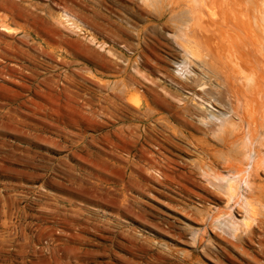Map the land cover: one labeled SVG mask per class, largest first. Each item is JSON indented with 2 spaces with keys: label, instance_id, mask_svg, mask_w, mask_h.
Wrapping results in <instances>:
<instances>
[{
  "label": "rangeland",
  "instance_id": "rangeland-1",
  "mask_svg": "<svg viewBox=\"0 0 264 264\" xmlns=\"http://www.w3.org/2000/svg\"><path fill=\"white\" fill-rule=\"evenodd\" d=\"M168 7L0 0V264H264L263 216L238 240L211 222L226 150L179 101Z\"/></svg>",
  "mask_w": 264,
  "mask_h": 264
},
{
  "label": "bare ground",
  "instance_id": "bare-ground-1",
  "mask_svg": "<svg viewBox=\"0 0 264 264\" xmlns=\"http://www.w3.org/2000/svg\"><path fill=\"white\" fill-rule=\"evenodd\" d=\"M141 1L156 8L166 1L172 17L180 15L172 35L182 52L177 76L189 83L191 90L179 101L188 106L185 113L193 121L190 124L199 125L206 136L220 142L226 150L220 158L227 173L206 164L203 177L225 199L229 210L240 208L251 220L244 219L243 227L235 220L234 211L221 208L211 222L231 239L247 237L249 230L259 225L258 217L264 219V185L256 184L264 176V0ZM178 8L180 13H175ZM70 18L66 12L62 15L69 23ZM206 153L215 156V152Z\"/></svg>",
  "mask_w": 264,
  "mask_h": 264
}]
</instances>
